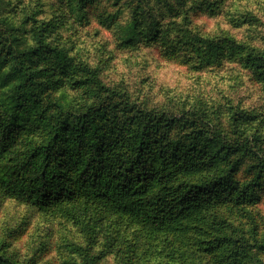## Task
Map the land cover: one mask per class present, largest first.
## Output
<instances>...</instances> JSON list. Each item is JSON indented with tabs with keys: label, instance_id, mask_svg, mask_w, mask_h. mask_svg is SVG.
<instances>
[{
	"label": "rangeland",
	"instance_id": "obj_1",
	"mask_svg": "<svg viewBox=\"0 0 264 264\" xmlns=\"http://www.w3.org/2000/svg\"><path fill=\"white\" fill-rule=\"evenodd\" d=\"M134 19L142 31L155 21L159 33L128 43ZM227 35L264 51V0H0V130L28 127L23 140L42 139L35 113L13 99L36 91L46 124L56 125L65 93L73 99L85 81L84 89L100 81L101 95L134 109L176 116L173 138L219 141L234 152L232 179L255 200L227 214L248 230V264H264V137L246 150L248 134H264V80L235 59L201 62L205 40ZM10 141L0 139V264L245 263L210 256L203 239L184 247L111 216L90 242L77 213L38 207L8 189L6 174L13 187L33 175L14 168L24 142Z\"/></svg>",
	"mask_w": 264,
	"mask_h": 264
},
{
	"label": "trees",
	"instance_id": "obj_2",
	"mask_svg": "<svg viewBox=\"0 0 264 264\" xmlns=\"http://www.w3.org/2000/svg\"><path fill=\"white\" fill-rule=\"evenodd\" d=\"M137 22L134 19L128 28L130 44L145 42L160 31L155 21L145 31L138 29ZM204 43L203 65L235 59L264 80V51L229 35ZM99 82L86 90L85 81L73 99L65 93L66 86L63 120L56 125L46 124V106H41L36 91L17 94L12 106L32 110L44 136L23 140L31 129L22 128L17 134L10 124L0 130V139H11L6 142L9 148L15 147L10 146L12 141L24 142L21 151L15 149L14 168L33 174L17 187L8 186L6 174L2 179L8 189L38 207L77 213L90 242L111 216L136 226L149 238H170L180 246L203 239L210 256L248 264L252 257L248 230L238 228L227 213L232 207L238 213L245 211L255 196L232 179L234 152L219 141L173 138L176 116L143 112L106 98L96 89ZM248 135L246 150L253 153L252 144L264 134L257 129L250 142Z\"/></svg>",
	"mask_w": 264,
	"mask_h": 264
}]
</instances>
